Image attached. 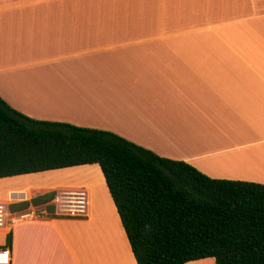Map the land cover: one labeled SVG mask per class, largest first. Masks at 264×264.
I'll use <instances>...</instances> for the list:
<instances>
[{
    "label": "crops",
    "instance_id": "1",
    "mask_svg": "<svg viewBox=\"0 0 264 264\" xmlns=\"http://www.w3.org/2000/svg\"><path fill=\"white\" fill-rule=\"evenodd\" d=\"M0 99L264 185V0H0ZM76 188L85 218L11 211L9 264H135L96 165L0 179V204Z\"/></svg>",
    "mask_w": 264,
    "mask_h": 264
},
{
    "label": "trees",
    "instance_id": "2",
    "mask_svg": "<svg viewBox=\"0 0 264 264\" xmlns=\"http://www.w3.org/2000/svg\"><path fill=\"white\" fill-rule=\"evenodd\" d=\"M84 165L98 167L135 264H264V185L210 179L113 133L33 120L0 99V179ZM54 194L9 210L45 204L62 218L48 205Z\"/></svg>",
    "mask_w": 264,
    "mask_h": 264
},
{
    "label": "built area",
    "instance_id": "3",
    "mask_svg": "<svg viewBox=\"0 0 264 264\" xmlns=\"http://www.w3.org/2000/svg\"><path fill=\"white\" fill-rule=\"evenodd\" d=\"M48 205L53 207V214L55 216L69 219H82L86 216L88 206L87 195L83 188L60 190L54 194ZM32 214L36 216L48 215L45 207L42 210L32 211L30 215ZM14 221L15 218L12 217L11 211L0 204V227L11 225ZM9 262L8 250H0V264H9Z\"/></svg>",
    "mask_w": 264,
    "mask_h": 264
},
{
    "label": "rangeland",
    "instance_id": "4",
    "mask_svg": "<svg viewBox=\"0 0 264 264\" xmlns=\"http://www.w3.org/2000/svg\"><path fill=\"white\" fill-rule=\"evenodd\" d=\"M97 169V168H96ZM46 216H48V215H46Z\"/></svg>",
    "mask_w": 264,
    "mask_h": 264
}]
</instances>
